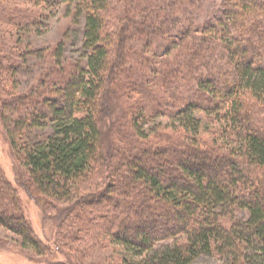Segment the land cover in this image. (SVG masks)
Instances as JSON below:
<instances>
[{
	"label": "trees",
	"instance_id": "trees-1",
	"mask_svg": "<svg viewBox=\"0 0 264 264\" xmlns=\"http://www.w3.org/2000/svg\"><path fill=\"white\" fill-rule=\"evenodd\" d=\"M33 1L67 3L75 24L83 18L86 64L62 62V41L38 50L21 42L14 58L0 54L1 117L17 178L0 162V225L36 252L50 250L25 216L22 187L44 216L61 218L56 245L129 251L89 264H193L201 256L264 264V0H210L202 23L190 14L180 24L182 37L194 33L190 58L155 74L142 49L172 40L173 24L151 28L167 9L189 7L183 0L163 10L138 0ZM5 12L14 27L44 14ZM130 30L144 44L130 45ZM24 53L48 59L50 70L20 92L12 69ZM111 98L124 111L104 131L117 108ZM156 115L172 125L143 130ZM75 260L45 264H84Z\"/></svg>",
	"mask_w": 264,
	"mask_h": 264
},
{
	"label": "rangeland",
	"instance_id": "rangeland-1",
	"mask_svg": "<svg viewBox=\"0 0 264 264\" xmlns=\"http://www.w3.org/2000/svg\"><path fill=\"white\" fill-rule=\"evenodd\" d=\"M182 0H138L137 2L141 5L152 4L158 6L159 9H165L166 4L169 6L174 2H180ZM186 5L189 7L179 9L178 13L170 14L167 9V13H162L159 16V20L152 26L151 29L159 30L160 25L169 23L175 29L171 35L173 36L172 40L158 39L155 44L157 50H151L146 47V50L142 49V53L150 56L152 58V64L155 66L154 74L157 73L159 69L164 67L166 61L177 62L185 61L189 59L188 55L191 53V49L194 42V33H184L183 37L181 35L183 23H188L192 19L190 14L194 15V21L203 22L205 20L207 12L213 11V5L210 0L202 1V5L197 0H183ZM217 0L216 2H218ZM215 2V3H216ZM123 3L120 2L118 10H122ZM14 7L25 8V9H38L41 10L44 14L40 18V22L37 24L27 25L24 27L13 26L9 21H7L6 9L11 11ZM171 7V6H170ZM67 3L59 6H49L46 2L40 3L38 6H34L33 0H2L0 2V54H13L17 50V45L19 43H25V45L32 46L34 50L42 49L49 47L54 49L59 42H64V48L62 51V62H78L80 61L82 65L86 64V58L83 56V28L84 21L81 18L78 24L73 22L72 14L67 13ZM20 10V9H17ZM159 11V10H158ZM138 17V21H141V15L139 13H133ZM166 21V22H165ZM196 25V23L194 24ZM150 29V30H151ZM153 31V30H152ZM151 31V32H152ZM130 40L131 43L136 47L141 46L143 39L135 38L134 31L130 30ZM179 35V36H178ZM177 37V38H176ZM12 38V39H10ZM154 39V38H153ZM200 40V39H196ZM195 41V39H194ZM216 43V41H215ZM216 43L218 50L220 49ZM11 48H16L14 53L11 52ZM195 48V47H194ZM221 51V50H219ZM218 53V52H217ZM220 53V52H219ZM25 54V53H24ZM183 55V57H180ZM218 55V54H217ZM20 56V55H18ZM26 56V57H25ZM180 57V58H178ZM21 63L16 65V68L12 69V79L11 82L19 81L17 85L18 91L22 92L30 87L33 82H37L41 75H46L49 69V60L43 59L37 55H24V59L20 56ZM24 63V65H23ZM180 63V62H179ZM177 63V64H179ZM176 64V65H177ZM156 69V70H155ZM1 73V72H0ZM8 84H10L8 82ZM9 90V89H8ZM111 103L116 104V110L113 113V116L105 119V124L103 130L107 131L111 122L116 119V115L120 114L123 111L116 103V99L111 98ZM113 104V105H114ZM0 102V162L7 169L10 178H16L15 165L13 164L12 151L9 145L8 137L6 130L4 128V122L1 117V106ZM115 106V105H114ZM201 118L202 124L209 121L205 112H200L196 114ZM161 125V126H160ZM166 125H172V120L168 116H155L150 118L146 124L143 125V130L149 132L155 127L159 129H164ZM160 126V127H159ZM49 128L43 130V133L49 132ZM17 180V178H16ZM17 184V181H15ZM20 188V187H19ZM22 188V187H21ZM20 188V195L23 201V207L25 210L26 218L31 222L35 233L44 241V244L49 245L50 250L43 252L42 254L36 252L33 248L28 245H23V238L16 235L15 233L5 229L0 225V264H45L48 262H57L68 260L71 263H75L76 259L83 260L84 264H89L93 260H102L103 258L116 256V254H122L124 256L128 255L129 251L123 248L120 245H111L105 250L95 251L92 254L87 250L83 249L84 247L80 244H70L68 247H62L56 245L55 242V233L58 231L59 216L47 217L42 214V208L40 207L37 197L31 198L30 195ZM243 216V213L238 214ZM246 215V214H245ZM163 244V243H162ZM74 248V249H72ZM81 248L82 253H77L76 251ZM95 262V261H94ZM193 264H227L223 259L219 257L211 256H201Z\"/></svg>",
	"mask_w": 264,
	"mask_h": 264
}]
</instances>
